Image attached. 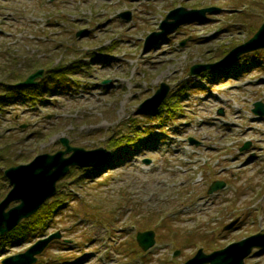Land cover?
Listing matches in <instances>:
<instances>
[{
    "label": "rangeland",
    "instance_id": "374dc122",
    "mask_svg": "<svg viewBox=\"0 0 264 264\" xmlns=\"http://www.w3.org/2000/svg\"><path fill=\"white\" fill-rule=\"evenodd\" d=\"M179 5L220 9L144 48ZM263 21L264 0H0V94L39 67L42 80L59 70L67 81L0 110V201L11 187L4 168L64 149L63 136L108 152L99 170L72 166L58 181L48 201L64 202L52 225L0 235V264L57 231L34 264H182L200 247L263 231L264 115L253 108L264 101V50L190 75ZM161 82L170 85L164 102L139 110ZM216 179L226 186L208 192ZM149 229L156 243L144 251L136 233ZM245 263L264 264V249Z\"/></svg>",
    "mask_w": 264,
    "mask_h": 264
},
{
    "label": "water",
    "instance_id": "95a60500",
    "mask_svg": "<svg viewBox=\"0 0 264 264\" xmlns=\"http://www.w3.org/2000/svg\"><path fill=\"white\" fill-rule=\"evenodd\" d=\"M217 8L187 9L177 7L171 10L165 19L161 22V30L152 32L146 39L147 46L160 40L166 34L174 31L181 24L197 19L206 18L207 12L216 11ZM121 16L130 19L131 13L126 11ZM84 30L78 34H83ZM259 48H264V23L258 29L253 37L246 42L234 47L224 59L208 64H194L191 67L190 74H198L203 70L210 69L219 65H229L237 60L242 54ZM43 69L29 75L24 81L17 83L18 87L34 85L36 79L42 77ZM170 85L161 82L155 93L145 99L139 106L143 110H153L160 106L167 96ZM253 111L257 114L264 115V102H255ZM220 114H224L220 109ZM191 143L199 144L194 138L189 139ZM65 149L58 152L42 153L37 155L31 162L11 166L5 169V175L9 179L12 188L9 190L4 199L0 202V234L13 229L21 220L35 213L41 205L52 196L57 189V181L61 179L73 165L80 167L96 166L104 163L108 157L106 149L99 147L87 150L83 147L73 146L67 137H61ZM250 146L246 142L242 149ZM71 153L69 156L66 154ZM225 182L216 181L210 187V192L222 188ZM19 202L14 207L7 210L12 202ZM237 222V219L225 226L230 229ZM60 237V233H54L50 236L37 241L25 252L11 255L3 259V264H32L37 260L36 255L41 253L47 244L54 238ZM137 239L144 249H148L155 243V233L152 230L139 232ZM264 247V232L257 233L246 237L240 241L231 243L227 247L215 250L211 253H205L200 248L196 255L188 259L183 264H245V258L252 252L254 247ZM180 251H176L178 255Z\"/></svg>",
    "mask_w": 264,
    "mask_h": 264
},
{
    "label": "trees",
    "instance_id": "16d2710c",
    "mask_svg": "<svg viewBox=\"0 0 264 264\" xmlns=\"http://www.w3.org/2000/svg\"><path fill=\"white\" fill-rule=\"evenodd\" d=\"M33 66L38 67L37 64H33ZM36 69L34 68L33 70ZM50 75L53 76V81H48L49 79L47 78L39 81L38 84L28 88H18L15 85L9 87L8 85H6V90L2 94H0V110L8 99H25L26 97L35 98L40 94V89H52L54 87H58L59 85L67 84V81L65 82L66 76L61 71L54 70ZM114 145L117 144L115 143ZM97 169L99 170L100 168H92V170ZM0 175H2V171H0ZM63 202L64 201H60L58 199L47 201L34 215L19 224L20 226H18L13 232L15 237L21 238L30 230H43L48 227V225H52V223L56 220L57 213L61 209Z\"/></svg>",
    "mask_w": 264,
    "mask_h": 264
}]
</instances>
